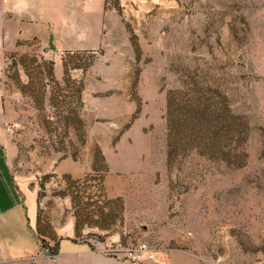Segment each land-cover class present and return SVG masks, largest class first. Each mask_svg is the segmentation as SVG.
Segmentation results:
<instances>
[{"label":"rangeland","instance_id":"1","mask_svg":"<svg viewBox=\"0 0 264 264\" xmlns=\"http://www.w3.org/2000/svg\"><path fill=\"white\" fill-rule=\"evenodd\" d=\"M0 135L51 245L82 196L97 222L75 238L96 252L145 242L169 262L264 264V0H106L95 49L0 44Z\"/></svg>","mask_w":264,"mask_h":264},{"label":"crops","instance_id":"2","mask_svg":"<svg viewBox=\"0 0 264 264\" xmlns=\"http://www.w3.org/2000/svg\"><path fill=\"white\" fill-rule=\"evenodd\" d=\"M105 8L106 0H0V44L36 39L43 46L95 49L102 43ZM2 138L0 135V252L11 260L34 259L39 264H161L160 260L198 264L174 257L170 262L166 257L131 262L105 255L94 251L90 241L76 239L72 225L66 234L60 232L59 253L53 258L43 256L36 228L37 195L17 183Z\"/></svg>","mask_w":264,"mask_h":264},{"label":"trees","instance_id":"3","mask_svg":"<svg viewBox=\"0 0 264 264\" xmlns=\"http://www.w3.org/2000/svg\"><path fill=\"white\" fill-rule=\"evenodd\" d=\"M68 54H71L70 52ZM74 54V52L72 53ZM68 65V63H64V66L66 67ZM170 98V97H169ZM186 106L181 107L185 109V111H187L190 115H196L198 116V119L202 122L203 119H207V116L205 115V111H207L208 106L207 105H203L202 103H200L199 105L195 102L190 103V105H188L189 103H184ZM182 110V109H180ZM222 112L217 114V122L220 123V127L223 128V130H231L233 129V123H235L237 120H240V116L238 115H234L230 112V109L227 105H224V107H222ZM169 114H170V99H169ZM201 116V117H200ZM179 120V118H178ZM170 121V120H169ZM183 121L180 118L179 123ZM242 123H245L242 121ZM228 132V131H227ZM72 186H76V188H80V187H85L88 188L89 186H91L92 184V180L90 178H85L82 180H75L72 181ZM72 188V187H71ZM95 202V201H94ZM110 202V200H108V203ZM92 204V203H91ZM88 202H85L82 200V196H72V207L75 209V215L77 216V222H76V231H78L79 228V224H85V223H96L97 221H95L96 217H95V211L90 209L91 205ZM94 205V203L92 204ZM101 207H99L100 209ZM39 209V208H38ZM79 209V211H78ZM101 211V215L106 218V219H110V215H105L103 208L100 209ZM107 214V213H106ZM97 225V224H96ZM99 226V225H97ZM101 229L102 227L99 226ZM37 235L40 241V245H41V249H45V248H49L50 252H51V256H55L59 253V248H60V240L62 237H59L58 240L56 239L54 241V245H51L49 240L54 239V237L52 236H47V234L45 233V231L42 229L41 227V223H40V218H39V211H38V217H37ZM108 229V228H106Z\"/></svg>","mask_w":264,"mask_h":264},{"label":"built area","instance_id":"4","mask_svg":"<svg viewBox=\"0 0 264 264\" xmlns=\"http://www.w3.org/2000/svg\"><path fill=\"white\" fill-rule=\"evenodd\" d=\"M92 243L94 244V246L99 247V250L105 255L124 258L131 262H142L145 260L157 259L156 256H154V253L156 251L151 250L149 245L145 242L143 243L141 242L137 245H130L125 249L121 248L120 245L109 246V245H104L98 241H92ZM159 263L166 264L161 260L159 261Z\"/></svg>","mask_w":264,"mask_h":264}]
</instances>
